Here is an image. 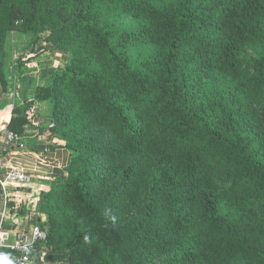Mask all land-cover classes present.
Here are the masks:
<instances>
[{
	"label": "trees",
	"instance_id": "trees-1",
	"mask_svg": "<svg viewBox=\"0 0 264 264\" xmlns=\"http://www.w3.org/2000/svg\"><path fill=\"white\" fill-rule=\"evenodd\" d=\"M11 33L69 54L36 88L49 114L27 101L6 123L40 118L71 153L17 211L41 245L67 264H264V0H0V91Z\"/></svg>",
	"mask_w": 264,
	"mask_h": 264
},
{
	"label": "crops",
	"instance_id": "crops-1",
	"mask_svg": "<svg viewBox=\"0 0 264 264\" xmlns=\"http://www.w3.org/2000/svg\"><path fill=\"white\" fill-rule=\"evenodd\" d=\"M44 33L34 45L27 43L22 51H37L34 55L19 54L20 63H12L8 67L6 90L0 91V126L11 118V109L24 102H30L35 107V115L41 117L50 112L49 100L35 99V91L39 86L50 82L51 73L65 62V55L50 42L45 41ZM17 60V59H16ZM31 119L23 126L21 135L15 141L7 140V132L0 131V173H5L10 167H23L31 174L29 182L8 181L0 185V241L10 243L15 230L31 226L29 212L17 214V211L34 210L35 203L41 191L50 189L55 178H65V167L70 161L71 153L64 142L48 134V123ZM44 219V216H42ZM35 253L37 264H65L66 260L54 261L48 248ZM45 257V259L42 258ZM55 258V257H54Z\"/></svg>",
	"mask_w": 264,
	"mask_h": 264
},
{
	"label": "built area",
	"instance_id": "built-area-1",
	"mask_svg": "<svg viewBox=\"0 0 264 264\" xmlns=\"http://www.w3.org/2000/svg\"><path fill=\"white\" fill-rule=\"evenodd\" d=\"M35 107L29 110V117L35 114ZM0 131L7 132V140L15 141L18 137L15 133L8 130L4 125L0 126ZM31 174L21 166L10 167L5 173H0V185L4 186L8 181L29 182ZM47 237L45 229L38 224L22 227L15 230V235L10 243L0 241V264H37L35 253L45 248L41 245Z\"/></svg>",
	"mask_w": 264,
	"mask_h": 264
},
{
	"label": "rangeland",
	"instance_id": "rangeland-1",
	"mask_svg": "<svg viewBox=\"0 0 264 264\" xmlns=\"http://www.w3.org/2000/svg\"><path fill=\"white\" fill-rule=\"evenodd\" d=\"M30 41V38L28 36L19 34V33H11L6 41V47L9 48V50L11 51V58L9 60V65H11L12 63H17L18 58L20 57L19 54H25L27 57V55H34L36 53V51H28L29 54L25 53V51H22V49L25 48V46L27 45V43ZM249 52L246 53V55H248ZM246 55L244 57H246ZM17 59V60H16ZM53 256V260H51L52 262H56V261H61L63 262L65 259V254H58V255H52ZM55 257V258H54ZM43 259H45L44 256H42ZM67 264V263H65Z\"/></svg>",
	"mask_w": 264,
	"mask_h": 264
}]
</instances>
